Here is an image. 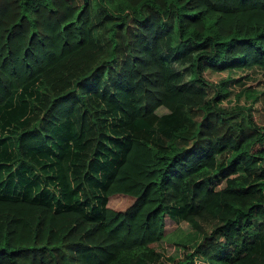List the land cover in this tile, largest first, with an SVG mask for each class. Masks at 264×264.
I'll return each instance as SVG.
<instances>
[{
	"label": "trees",
	"instance_id": "trees-1",
	"mask_svg": "<svg viewBox=\"0 0 264 264\" xmlns=\"http://www.w3.org/2000/svg\"><path fill=\"white\" fill-rule=\"evenodd\" d=\"M256 68L264 0H0V111L42 86L12 160L65 122L81 182L106 144L115 157L89 211L0 194V264H264V121L253 76L235 73ZM114 193L132 200L114 209ZM164 216L199 238L165 233Z\"/></svg>",
	"mask_w": 264,
	"mask_h": 264
},
{
	"label": "rangeland",
	"instance_id": "rangeland-1",
	"mask_svg": "<svg viewBox=\"0 0 264 264\" xmlns=\"http://www.w3.org/2000/svg\"><path fill=\"white\" fill-rule=\"evenodd\" d=\"M251 73L253 77L244 78L243 83L252 86L258 93L254 101V118L256 121H264V73L259 69L253 72L251 69L235 71L237 75ZM224 74L223 71L206 74L209 79H217ZM42 91L41 83L38 79L33 80L21 89L12 93L9 102L0 111V194L7 196H20L27 199L45 201L53 208L67 206L69 204L82 205L85 210L91 209L90 198L96 196V206L103 204V195L98 184L104 174L109 169L106 166L113 162L106 156L112 151L107 144L103 151V156L99 155V162L89 173V178L81 182L76 174L75 161L80 151L84 148V143L74 134V129L69 122L58 126L53 132V138L47 145L31 148L27 152V159L13 161L12 141L13 134L17 127L25 123L29 114L35 107ZM169 110L163 106L155 109V114H165ZM192 117L197 116V110L191 109ZM53 131V130H52ZM51 131V133H52ZM59 133L56 138L54 133ZM114 139V136H109ZM60 151V154L55 151ZM118 150L116 149L117 154ZM53 156H57L53 158ZM108 161V162H107ZM98 170V171H97ZM105 171L102 173V171ZM96 171L98 173H96ZM132 200L128 194L114 193L105 198V204L114 209H123ZM97 209V208H96ZM95 209V211H96ZM179 227L193 239L199 238V233L191 227L180 216L176 219L164 216V232L173 231ZM163 251L168 255L173 251L171 245L162 242ZM138 264H145L139 262Z\"/></svg>",
	"mask_w": 264,
	"mask_h": 264
}]
</instances>
